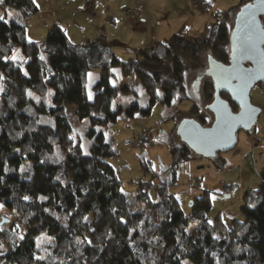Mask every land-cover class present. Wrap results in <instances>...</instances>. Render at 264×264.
<instances>
[{"label":"trees","instance_id":"1","mask_svg":"<svg viewBox=\"0 0 264 264\" xmlns=\"http://www.w3.org/2000/svg\"><path fill=\"white\" fill-rule=\"evenodd\" d=\"M250 1L217 12L193 41L183 26L128 59L118 58L102 34L73 43L56 24L43 41L29 40L20 20L37 10L33 0L0 3V205L18 223L0 216V264H264V185L242 194V220L225 223L219 215L209 217V191L192 198L188 213L169 191L178 166L196 155L182 141L167 142L172 161L159 172L139 153L150 178L139 179L132 192L109 162L118 157L109 127L122 110L115 102L121 89L111 84L109 71L116 67L135 78L147 109L158 100L171 105L188 98L193 106L185 112L208 125L211 116L204 112L213 84L204 73L202 105L196 102L188 94L189 65L200 63L205 50L229 60L232 20ZM16 50L22 56L13 60ZM90 71L99 72L91 99ZM69 105L78 120H89L86 134L94 140L87 152L74 138ZM138 108L132 103L126 111Z\"/></svg>","mask_w":264,"mask_h":264},{"label":"rangeland","instance_id":"2","mask_svg":"<svg viewBox=\"0 0 264 264\" xmlns=\"http://www.w3.org/2000/svg\"><path fill=\"white\" fill-rule=\"evenodd\" d=\"M238 3L239 0H211L210 3L207 0H35L37 10L21 18L20 22L25 26L26 37L33 41H43L55 24L73 43L97 39L102 34L114 43L112 50L118 58L128 59L142 48L170 37L183 26L187 27V39L193 41L208 23L215 20L217 12L229 8L235 10ZM132 4L135 14L129 16L125 10L131 8ZM232 25L233 20L230 29ZM209 55L205 50L200 56V63H192L188 68V94L201 105L198 97L201 84L194 92L192 83L197 78L202 80L208 68ZM15 56H22L20 50H16ZM98 77L97 71L87 74L88 93H91V84ZM109 78L111 84L121 89L115 102L122 107L117 120L109 127L111 142L118 152V157L109 159V162L123 181L124 189L132 192L136 190L139 179L150 178V174L142 169L139 153H144L151 160L155 172L171 163L167 142L181 141L176 127L183 118L191 117L185 111L192 108L193 100H174L171 105L158 100L147 109L146 94L135 78L122 76L116 67L109 71ZM124 87L128 89L123 90ZM250 100L261 109L259 127L240 130L236 146L229 151L220 152L214 157L195 155L178 166L177 182L168 189L174 193L185 213L189 212V202L193 197L209 191V217L219 215L225 223L232 216L242 220L243 215L239 210L242 194L264 185V88L254 86L250 91ZM132 103H137L139 108L130 115L126 109ZM67 110L74 138L79 139L82 151L87 152L94 140L93 136L86 134L89 120L76 118L75 105H69ZM201 110L200 114L206 113L210 118L209 112H204L203 107ZM58 152L56 150L55 154L61 157ZM219 157L225 158L226 166L217 164ZM191 178H198L195 188L190 187ZM226 187H230V192L225 191ZM224 193H231V196L226 199ZM1 215L15 221L14 226L18 225L16 216L4 207H0ZM3 250L0 246V251Z\"/></svg>","mask_w":264,"mask_h":264},{"label":"water","instance_id":"3","mask_svg":"<svg viewBox=\"0 0 264 264\" xmlns=\"http://www.w3.org/2000/svg\"><path fill=\"white\" fill-rule=\"evenodd\" d=\"M263 14L264 0H252L241 6L235 14L229 36L230 62L223 63L208 56L207 74L213 81L214 92L213 98L205 105V109L211 113L212 121L208 125H203L198 119L185 117L176 127L179 139L196 155L213 157L220 152L231 150L237 144L238 132L252 128L257 121L261 109L252 104L250 91L257 83H264V63H261V57L240 61L244 68L251 69L253 73L242 90L238 87L236 80L226 84L221 76H226L236 66V48L243 36V20L254 16L258 28L264 31L261 20ZM258 49L264 51V40L258 42ZM199 83V78L192 83L194 92L197 91ZM221 92L230 96L232 102L238 107L237 111L232 110L229 101L220 95ZM230 196L231 193L223 194L226 199ZM192 202L190 200L189 203Z\"/></svg>","mask_w":264,"mask_h":264},{"label":"snow or ice","instance_id":"4","mask_svg":"<svg viewBox=\"0 0 264 264\" xmlns=\"http://www.w3.org/2000/svg\"><path fill=\"white\" fill-rule=\"evenodd\" d=\"M35 2V0H33ZM211 2V0H207ZM0 3H3V0H0ZM246 7H250L247 6ZM4 17L0 16V20H3ZM264 19V18H262ZM243 36L239 40V43L236 48L237 62L236 66L226 75H222L221 78L226 81V84H231L233 80L238 82V87L242 90L246 86L248 80L252 77V70L244 68L240 61L243 59H254L257 56L261 57V63H264V51L258 49V42L264 40V31L260 30L256 24L255 17L243 20ZM44 59L43 56L40 57ZM13 60H16L17 57L14 55ZM113 71H116L115 69ZM27 75V73H25ZM90 80L92 79L91 74H89ZM92 98L91 93H89V99ZM204 135V134H201ZM24 199H28L25 197ZM2 207V205H0ZM86 219V218H85ZM211 223V221H209ZM18 227V226H17ZM23 239V237H20ZM39 247V244L37 245Z\"/></svg>","mask_w":264,"mask_h":264},{"label":"flooded vegetation","instance_id":"5","mask_svg":"<svg viewBox=\"0 0 264 264\" xmlns=\"http://www.w3.org/2000/svg\"><path fill=\"white\" fill-rule=\"evenodd\" d=\"M216 59V58H215ZM217 60V59H216ZM219 61V60H218ZM220 62H223V61H220ZM230 61L229 60H226L225 62H223V63H229ZM208 69V68H207ZM207 69H206V72H207ZM209 76V75H208ZM209 78H210V80H211V82H212V84H213V81H212V79H211V77L209 76ZM201 79H200V83L199 84H201ZM256 85H258V86H260V87H262V88H264V85H263V83H257ZM255 85V86H256ZM254 87V86H253ZM213 92H214V87H213ZM220 95L224 98V99H227L228 101H229V104H230V106H231V108H232V110L233 111H237L238 110V107H237V105H235L233 102H232V100L230 99V96L228 95V94H226V93H224V92H221L220 93ZM210 116H211V121H212V115H211V113H210ZM256 127H259V122H258V117H257V121L255 122V125L252 127V128H250V130L252 129H255ZM219 154V153H218ZM217 154V155H218ZM216 155V156H217ZM214 157V156H213Z\"/></svg>","mask_w":264,"mask_h":264},{"label":"built area","instance_id":"6","mask_svg":"<svg viewBox=\"0 0 264 264\" xmlns=\"http://www.w3.org/2000/svg\"><path fill=\"white\" fill-rule=\"evenodd\" d=\"M126 14L129 16L135 14V10H134V4H132L131 8H127L126 10ZM198 183V178H191L190 179V187L191 188H195V185ZM195 192V190H193V193Z\"/></svg>","mask_w":264,"mask_h":264},{"label":"crops","instance_id":"7","mask_svg":"<svg viewBox=\"0 0 264 264\" xmlns=\"http://www.w3.org/2000/svg\"><path fill=\"white\" fill-rule=\"evenodd\" d=\"M222 158H224V157H222ZM225 159V158H224ZM234 212H232V214H233ZM236 214V213H235ZM232 217H234V216H232Z\"/></svg>","mask_w":264,"mask_h":264}]
</instances>
